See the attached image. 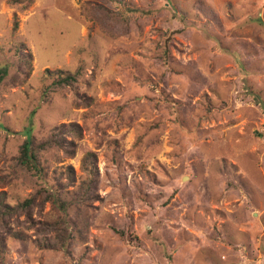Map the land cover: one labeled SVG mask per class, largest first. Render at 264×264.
Here are the masks:
<instances>
[{
  "label": "rangeland",
  "instance_id": "rangeland-1",
  "mask_svg": "<svg viewBox=\"0 0 264 264\" xmlns=\"http://www.w3.org/2000/svg\"><path fill=\"white\" fill-rule=\"evenodd\" d=\"M11 1L0 264H264V0Z\"/></svg>",
  "mask_w": 264,
  "mask_h": 264
},
{
  "label": "trees",
  "instance_id": "trees-1",
  "mask_svg": "<svg viewBox=\"0 0 264 264\" xmlns=\"http://www.w3.org/2000/svg\"><path fill=\"white\" fill-rule=\"evenodd\" d=\"M25 1L29 4L31 3L32 0H25ZM17 2H19V0L11 1V3H17ZM17 27H18V23L16 21V17L14 16L12 30L15 31ZM46 73L48 75H53V74L56 75V79L54 80L53 84L57 86L69 85L75 82L76 80V76L74 74L67 73L61 70L53 72V74L50 71L46 70ZM50 145H51V141L47 140L46 142L35 147L31 137L25 138L23 144L19 147V153L15 159L17 165L27 173H30L38 178H41L43 176V168L38 159V151L40 149H45L46 147H50ZM91 157H93V154L89 153L87 154L86 159L88 158L87 160H90ZM36 194L42 196L43 200L51 202L54 207L62 211H67L68 207L71 205L70 201L66 200L65 198H62L58 192L51 191L50 189H45V188L39 189L37 190ZM36 194L31 195L23 202L18 203L15 206H10L5 202H0V213L2 212V215L5 216H11L19 212L25 215H29L28 214L29 207L34 203V200L37 197ZM63 243H64V239H62V244Z\"/></svg>",
  "mask_w": 264,
  "mask_h": 264
}]
</instances>
